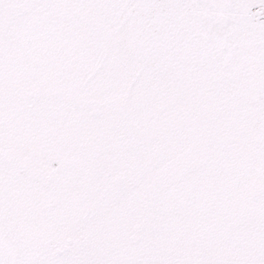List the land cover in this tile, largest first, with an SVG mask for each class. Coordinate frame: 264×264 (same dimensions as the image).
Returning a JSON list of instances; mask_svg holds the SVG:
<instances>
[{
	"label": "snow or ice",
	"instance_id": "6c2138e0",
	"mask_svg": "<svg viewBox=\"0 0 264 264\" xmlns=\"http://www.w3.org/2000/svg\"><path fill=\"white\" fill-rule=\"evenodd\" d=\"M0 264H264V0H0Z\"/></svg>",
	"mask_w": 264,
	"mask_h": 264
}]
</instances>
